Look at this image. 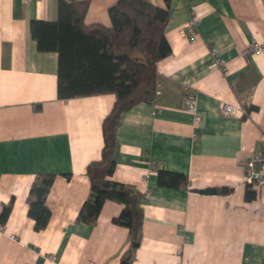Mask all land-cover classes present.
Masks as SVG:
<instances>
[{
    "label": "crops",
    "instance_id": "crops-1",
    "mask_svg": "<svg viewBox=\"0 0 264 264\" xmlns=\"http://www.w3.org/2000/svg\"><path fill=\"white\" fill-rule=\"evenodd\" d=\"M85 1L84 22L110 27L118 0ZM146 1L169 12L171 52L156 63L155 96L125 111L115 131L110 179L138 192L142 209L130 264H264V185L244 181V162L264 150V53L250 50L264 42V0ZM57 6L0 0V211L11 203L0 264H120L129 230L113 218L122 204L105 201L92 224L76 220L115 96L57 97V53L39 51L29 31L32 20H55ZM190 17L194 37L180 30ZM191 92L197 119L184 107ZM222 103L247 111L229 115ZM159 169L186 175L188 185H159ZM45 174L54 177L43 196L36 180ZM40 199L50 215L35 229L28 208Z\"/></svg>",
    "mask_w": 264,
    "mask_h": 264
},
{
    "label": "trees",
    "instance_id": "trees-1",
    "mask_svg": "<svg viewBox=\"0 0 264 264\" xmlns=\"http://www.w3.org/2000/svg\"><path fill=\"white\" fill-rule=\"evenodd\" d=\"M86 9L85 0H58L57 18L32 20L29 31L39 51L57 53L58 98L102 93L115 96L112 108L102 120L100 158L86 166L90 193L76 220L92 224L105 201L122 204L121 212L113 221L129 230V246L121 256L120 264H130L132 253L139 245L142 209L138 192L110 179L115 166V131L125 111L138 102L150 101L156 94V63L171 52L164 36L169 12L146 0H118L108 10L111 26L105 27L86 24ZM53 177V174H45L36 180L43 196ZM157 182L170 188L186 187L188 177L159 169ZM201 192L226 194L228 190ZM254 197L255 192L247 188L245 198ZM10 210L11 203L2 207L0 225L6 221ZM28 215L34 219L35 229H41L45 227L50 211L40 199L29 202Z\"/></svg>",
    "mask_w": 264,
    "mask_h": 264
},
{
    "label": "built area",
    "instance_id": "built-area-1",
    "mask_svg": "<svg viewBox=\"0 0 264 264\" xmlns=\"http://www.w3.org/2000/svg\"><path fill=\"white\" fill-rule=\"evenodd\" d=\"M182 32H186L192 37L197 34V20L193 17H190L188 21H186L182 28L180 29ZM250 50L262 52L264 53V42H254L250 45ZM215 48H211L210 52L213 54L215 52ZM216 63L220 68H224V64L221 60H216ZM184 107L185 109L194 115V118H198L197 113V100L196 95L194 93H188L184 98ZM221 109L224 113L229 115H237L240 116L246 112V109L242 106H234L228 103H222ZM245 167V175L244 181L256 185L262 186L264 185V150L257 149L255 150L244 162ZM2 226H0L1 228ZM53 258V257H52ZM85 264H94L92 261H88Z\"/></svg>",
    "mask_w": 264,
    "mask_h": 264
}]
</instances>
